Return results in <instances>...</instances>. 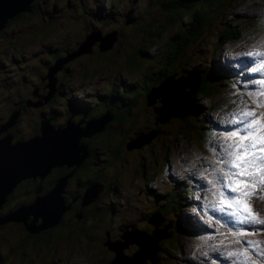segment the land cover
Masks as SVG:
<instances>
[{"label": "rangeland", "instance_id": "obj_1", "mask_svg": "<svg viewBox=\"0 0 264 264\" xmlns=\"http://www.w3.org/2000/svg\"><path fill=\"white\" fill-rule=\"evenodd\" d=\"M54 1L55 0H48V3L43 6V9H49ZM153 1L154 0H83L81 4L79 2L76 3L75 7L65 6V3L62 1L60 2L61 6H58L57 15L52 18V21L47 22L45 28H40V25H38L40 29L35 30V32L44 31V33L25 38H19L20 31H27L26 28L33 26L32 24L35 25L38 21L33 20L30 22L31 24L25 21L19 24H14V22H12L4 29L7 22L20 12L19 10L13 16L8 17L5 26L0 28V35H5L7 40L15 41L19 38L22 43L19 45V48H10L6 52L1 49V45H4L6 39H0V89L4 88L6 90V94L0 93V97L9 94L13 96L17 91H21L22 93L25 91L28 92L29 96L32 98L35 89L39 88V90H44L54 87L53 84L52 86H47L48 83H51V78L56 81H73L72 83L69 82L64 85V93H71L69 97L73 95L79 97L90 96L95 100L94 103H97L93 111L100 112L101 109L103 110V106L101 103L97 102L96 99L99 96L96 95V93H100L112 84L115 85L114 79L110 78L111 72L115 71V69L125 70L127 68V63L123 62L125 56L130 54L132 50L138 49L140 46L146 47L149 45L145 44L144 46L139 42V40H141V42L143 41L138 36V29L136 28L140 22L129 21L128 17H136L137 14L135 11L139 12L142 7L150 13L153 11L151 7L166 12L159 4H153ZM235 7V9L228 11L223 17L222 15L225 13L221 16H213L208 29H205V27L203 28V30L205 29L203 34L207 39L206 42L210 36H212V42H216V36H218L219 41L222 39V33L225 32L224 30L228 29L227 24H230L239 27L240 32L238 38L227 40L221 45L216 42L215 47L211 46L204 52L199 51L200 45L198 46V43L192 45L194 48L198 47L197 52L194 54V58L199 59L200 67H202L201 69H203L202 64L207 66V63L211 62L212 54L215 52L216 56H218L216 60L222 63L227 70L228 68H232L233 71H228L232 72L238 80V82L234 81L233 84H229V91L231 93L229 97L228 93H225V97H223V92H219L217 94V100L211 105L205 103L204 100L202 101L203 111H201V113L204 112L203 117H207L208 121L214 127L222 126L226 129L225 131L227 133L234 130L233 125H231L229 121L244 107V105H247L249 110L255 111L257 116L264 111V108L257 107V104L264 103V97L260 96L258 92V89H263L264 87V85L259 83V81L264 80V70L253 71L254 68H259V64L264 63V61H261L258 56L248 55L249 53H264V0H241ZM30 8H32L31 4ZM101 8L104 10H106V8L111 9L110 11L113 12V15L107 20L98 16L99 13L97 11ZM39 19L40 18L36 20ZM98 21L102 23L101 26H98ZM177 21V18L173 19L174 24H176ZM169 25L170 24L167 23V26L164 27L165 33H162L161 37H166ZM92 27H99L100 29L98 31H100V35L114 30V33L110 31L111 33L102 39V45L105 48L101 47L99 52L94 53L93 59L90 60L91 62L86 59L85 56L68 57L64 52L70 51L71 48L76 47L78 41H83V35L85 32L88 33L91 31ZM116 32L117 39L112 45L110 41L114 39ZM19 39L15 41V44L18 43ZM155 41H157V38L151 40V43ZM164 46L165 48L167 47L165 43ZM53 47L59 48L50 50V48ZM161 52L158 53L159 56H161ZM55 55H63L67 59L62 61L57 67L54 66L55 69L51 72L52 67H50V65ZM2 56L6 57L1 58ZM152 56L150 58H153ZM150 58L137 57L136 64L140 67ZM157 59L160 62L158 66H164L166 69L171 67L170 65L172 62L167 58L163 60L160 58ZM48 60L52 62L50 63ZM94 63H99L97 66L94 65L96 76L88 74L89 71H84V68L88 66L91 67ZM155 66L156 64L148 68L144 67V70H147L146 72L149 73L151 70L157 69L158 66ZM64 72L65 74L69 73L71 75H65ZM80 72L81 74H85L84 82L83 80L80 81L78 78L81 77ZM23 75H26L25 81L21 78ZM27 75L30 77L28 78ZM126 75L127 74L123 72L120 76ZM198 77V72L196 70H191L188 76L175 81L177 86L173 88L171 83L169 87L173 88L176 92H178L179 89V95L181 96L182 87L179 85L180 82L184 81V83H191L193 91L199 83ZM19 78L21 81L18 80L17 83L10 81ZM116 78H119V76H116ZM156 78L159 79L158 77H155V79ZM170 80V78H164L158 86L167 85ZM234 85H236L237 89L240 85H244L246 91H248V95L233 88ZM90 90L92 94H90ZM170 90H166V92L168 93ZM139 95L141 99V93H139ZM184 98H188V103L185 110L182 111V115L189 112L188 104L190 103L191 95L186 94ZM13 99H15V97L11 99L1 97L0 112L8 106V103L12 104ZM62 100H65V98H62ZM241 101L244 103L241 104ZM54 107L59 110L65 107V105L62 104V101H58ZM146 107H149L147 102H141V100L138 101V99L133 105L128 107L130 115L132 114V118L135 120L133 126L152 125L153 121H158L156 119L157 117L154 116L155 112L152 109H145ZM160 108H162V105ZM50 111L49 109L44 110V112ZM38 114L39 112L32 109L31 114L28 115L27 122H25L23 115L22 124L25 127L29 126V134L34 132L35 135L40 132V129H34V131H32L33 128H30L31 124L38 123L36 119ZM166 114L167 113L164 112V115H161L160 118H167L168 115ZM68 116V118L62 116V119L73 118L77 120L79 118V115L74 116L73 113L68 114ZM78 120L79 121L76 122H80V119ZM85 120L88 119L84 116L81 119L84 130H92L93 123L85 122ZM76 122L74 123L76 124ZM140 129L147 130L143 127ZM94 133L95 131H92L82 136L84 139H89L91 143L93 142L91 144L93 148L98 146L102 151L99 156L101 157V161L99 159L90 160L88 174L89 176H93V173H97V175L95 174V176L92 177L91 183L87 185V191L90 192V194H100L101 198L106 199L107 202L114 201L117 203V211L114 214H107L108 218L105 215L98 214L101 208L92 211V215L88 214L87 212L89 211L86 210L85 215L82 216L78 215L80 207L75 208L76 212L72 220L74 219L76 225L83 224L78 226L84 229L88 228L87 224H90L91 221H87V223L83 222V218L93 216L95 220H97V217L102 220L98 222L97 228L92 230L94 232L91 235L92 237L90 235L88 237L85 236L87 238L79 237V243L77 241V233L75 232L76 241L74 242V247L77 243L78 245L77 248H73L72 250L73 252L77 250L80 253H66L62 247H54L53 250L43 255V257L37 255L36 258L38 259H36L35 262H33L31 256H22L13 253V255L7 254L5 258L3 256L0 264H112L109 260L114 257V251L111 250L107 244V246L104 244V241H107L104 233L109 232V238L116 241L121 238L120 234H123L126 230L131 232L134 238H140V241L143 240L141 237L151 234V238L145 240H148L146 241V246L149 247L152 262H154L156 252H154V250H157L156 238L162 235L166 236L167 225L165 223H170L168 218L170 210L172 207L176 210L178 208L174 202L167 203V200L161 199L162 197L157 199L154 198L152 194L149 195L145 193L147 191L145 189L147 184H150V187L161 192L172 186L170 188V193L173 194L172 199L176 201L178 198V188L175 185H180L188 189V187L195 188L193 186L194 183L195 186H201V188L199 189V193H197L195 188L196 193L194 197L187 200V204H185V216L186 219L189 217L194 223H203L207 225L210 231L203 237L202 234H199L198 237L185 236L184 250L172 264H264V226L251 222L240 223L235 217L229 215L232 209L222 211L219 208V191H224L229 197L235 195L230 193L226 188H221L220 186L222 182V173L220 169H223L224 172L228 171L226 165L219 163V161L225 159L223 148L227 146L225 139L227 133L215 135V137L209 135V133H205V138H207V140H201V137L194 140L192 135H188L186 138L175 137L171 146L172 149L170 150L166 149L161 142L158 143V137H155V143L156 141L157 143L152 146H150L151 141L147 143L149 139L137 145L124 143L121 152H117L115 156L111 155V161H109L108 158L105 160H102V158L106 155H108V157L110 156L112 149L109 144H114L116 142V136L112 135L110 139H107L108 137L103 133L97 136H95ZM119 134H121V130ZM154 135L155 133L152 134V137H154ZM261 136H264V129L257 135V140L260 143H264V141L260 140ZM153 139L154 138H152V140ZM261 175H264V172H262ZM95 178L97 180H95ZM90 184L93 185L90 186ZM236 186L245 188V183L242 181V178H237ZM110 187L114 189L112 192L110 191L109 195L108 193L106 194L105 191L110 190ZM251 188L252 183L249 181L248 187L245 188V190L251 191ZM255 189L256 192L254 194L243 198L242 210H244L246 206L247 210L259 220H264V191H262L264 185L256 183ZM39 193L40 191L37 192V194ZM88 197L89 196L85 199L87 200ZM167 198L169 200L171 199V197ZM168 205L171 207H168ZM172 216L173 215H171V217ZM84 224L86 225L85 227ZM15 225L13 228L11 224L3 227L7 228L5 231L6 234L4 233L5 239L8 238L7 234L12 232V229H20V227H15ZM134 228L144 229L146 231H138ZM64 230H67V228ZM92 231L89 230L88 234ZM240 233H244L245 235H240ZM82 234L86 235V232H82ZM2 239L3 238L0 236V241ZM121 239H123V237ZM247 241L251 243H246ZM83 244L88 247V249L81 248ZM64 245L67 246V242H64ZM135 248L137 249V244L135 242H130L128 245L124 246L123 251L126 252V254L133 255L136 250ZM0 253L4 255L2 251H0ZM62 254H68V256L58 259ZM142 256H144V254Z\"/></svg>", "mask_w": 264, "mask_h": 264}, {"label": "trees", "instance_id": "obj_2", "mask_svg": "<svg viewBox=\"0 0 264 264\" xmlns=\"http://www.w3.org/2000/svg\"><path fill=\"white\" fill-rule=\"evenodd\" d=\"M38 1L39 0H33V2L31 1V6L34 7V4ZM62 1L63 3H65V6L69 7H75L76 3L78 2L80 4L83 3V0H55L53 4H51V7L46 10L43 9V4H39L35 8L36 13H34V11L32 12L31 8L27 9V7L25 8V10H21L16 16L11 18L7 22L4 29L7 28L12 22H14V24H19L25 21L31 24L30 22L34 20L38 22H36L35 25L32 24L33 26H29L28 28H26L27 31H20L19 38L38 35L39 33L43 34L44 31L35 32V30L45 28L47 26V22L52 21V18L57 15L56 12L59 9L58 6H61L60 2ZM240 2L241 0H154L152 3L159 4L161 8L166 12H162L156 10L155 7H151V10L153 11L150 13L142 7L139 12L135 11L137 14L136 17H128L129 21L140 22V24L136 28L138 29V36L143 41L141 42V40H139V42L141 43V45L144 46L145 44L149 45L146 47L140 46L138 47V49L132 50L130 54H127L123 60V62L127 63V68L125 70L115 69V71L111 72L110 74V78L114 79L115 85L112 84L106 89L102 90L100 93H96V95L99 96L96 100L97 102L102 104L103 110L101 109L100 112L93 111L97 103H94L95 100L90 96L79 97L77 95H73L69 97L71 93L65 94L64 85L69 82L72 83L73 81L54 80V87L52 89L46 88L44 90H39V88H37L33 91L34 95L32 98L29 96L28 92L25 91L23 93L21 91H17V93L13 94V96H11V94L1 96L5 99H11L12 97H15V99H13L12 104L8 103V107L6 106V109L4 111L0 112V125L7 120L12 111H19V113L17 115L16 122L13 124V126L8 127L5 132H1L0 136L4 135L7 131L13 132L15 138L19 139L22 138V135L24 138L28 137L29 135H34V132L29 134V126L25 127L22 124L23 115L25 118V122H27L28 115L31 114L32 109L36 110V112H39L36 117L38 123L30 125V128H33L32 131H34V129H39V123L41 119H49L51 123L56 126H59L65 124L67 118L69 117L68 114L72 113L74 116L79 115L78 119L80 120L83 118V116H85V118L88 120L95 119L98 117H104V119L106 117H110V119L105 122L103 128L94 133L95 136L101 135L103 133L106 137H108L107 139H110L112 135L116 136V142L114 144H109L112 149L110 152V156L108 157V155H106L104 158H102V160L108 158L109 161H111V155L115 156L117 152L122 151V145L124 143H132L136 145L142 144L140 142H143L144 140L140 141V138L146 140L149 139L147 143L151 141L150 146L155 145L157 141L158 143L161 142V144L164 145L166 149L170 150L172 149L171 146L173 143V139L175 140V137L186 138L188 135H192L194 140H197L198 137H201V140H207V138H205V133H209V135H212L214 137L215 135L226 134L227 132L225 131V128H223L222 126L214 127L208 121L207 117H203L204 112L201 113V111H203L202 101L204 100L205 103L211 105L217 100V94L219 92H223V97H225V93H228L229 97L231 94L229 91V84H233L234 81L238 82V80L236 79V76L232 74V72L228 71H233L232 68H228L227 70L222 65V63L216 60V57L218 56H216L215 52L212 54L211 62L207 63V66H204L202 64L203 69H201L202 67H200L201 65L199 64V59L194 58V54L197 52L198 47L194 48V46L192 45L198 43V46L200 45L199 51L204 52L211 46L215 47L216 42L221 45L227 40L238 38L240 29L236 25L233 26L227 24L228 29L224 30L225 32L222 33L223 35L221 34L222 39L218 41V36H216V42L211 41L212 36H210V38L206 42L207 39L204 37L203 32L210 26V23L212 22L211 19L213 18V16H221L223 13H225L222 15L223 17L227 14L228 11L235 9V6L238 5ZM103 8L98 9V16L103 17L107 20L108 18H110L111 15H113V12L110 11L111 9L106 8V10H104ZM153 12L155 15L153 14ZM155 16L157 19L155 18ZM38 18H40V23L39 20H36ZM174 18H177L178 20L176 24L173 23ZM167 23H169L170 25L167 28L166 37H161V34L165 33L164 27L167 26ZM101 24L102 23L98 21V26H101ZM38 25H40V28H38ZM204 27L205 29L203 30ZM99 29V27H92L91 31H89L88 33L85 32V34L83 35L84 40L90 33L98 31ZM110 31L114 33V30ZM110 31H108L104 35H101V40H94L91 43L88 51L79 50V46L84 41L83 40L78 41L76 47L71 48L70 51H66L64 53H66L68 57L85 56V58L90 61L93 59V54L101 50L102 39L106 35L110 34ZM155 38H157V41L151 43V40H154ZM0 39L4 40L6 39V36L1 34ZM116 39L117 32L114 35V39L110 41L112 42V45L116 41ZM15 41H9L6 39L4 45H1V49L7 52V50L10 48H19V45L22 44L20 42V39L17 44H15ZM164 43L167 45L166 48L164 46ZM58 48L59 47H53L50 48V50H56ZM159 52H161V56L158 55ZM151 56L153 58H150ZM5 57L6 56H2L1 58ZM137 57H146L150 59L146 62L147 65L146 63H144L142 66L139 67L136 64ZM62 58L65 57L63 55H55L52 60L53 62L48 60L50 63L52 62L50 67H52L54 63H60V59ZM157 58H160L162 60L167 58L169 61L172 62V64L170 65L171 67L166 69L164 68V66H158L160 62ZM155 64V67L158 66L156 70H151L149 73L146 72L147 70H144V67L148 68L151 67V65ZM92 65L93 66L91 67L88 66L84 68V71H89L88 74L96 76L94 65L97 66L99 65V63H94ZM191 70H196L198 73L200 72L199 74H201V76H199V83L196 85L195 89L191 93V103L189 104V112L183 115L179 112H169L167 118L161 119V115H164L163 112L159 111V108L162 105V96L161 94H157L155 95V97H152L150 95L152 94V90L156 86H158L164 78H170V81L178 80V78L182 79L183 77L185 78L186 76H188V73ZM123 72L127 75L120 76L123 74ZM67 74L69 76L71 75L69 73H66L65 75ZM84 75L85 74L82 73L81 77H78L80 81L83 80L84 82ZM116 76H119V78H116ZM27 77L29 78L30 76L27 75ZM155 77H158L159 79H155ZM21 78L23 81H25L26 75H23ZM18 80L21 81L20 78L12 79L10 81L17 83ZM47 86L49 87L48 84ZM233 88H236V85H234ZM186 89L191 91L192 86L186 87ZM237 90L243 94L245 93L248 95V91H246L243 85H240ZM0 93L6 94V90L4 88L0 89ZM139 93H141V99ZM90 94H92L91 90ZM62 98H65L66 101L62 100ZM137 99L138 101L141 100V102H147L149 107H146L145 109H152L155 112L154 116L157 117L156 119L158 121H153L152 125L147 124L138 127L133 126L135 120L132 118V114L130 115L128 107L133 105L137 101ZM150 100L152 101L150 102ZM58 101H62V104H64L65 107L60 108L59 110L54 107L58 103ZM46 109H49L51 111L44 112V110ZM62 116L68 117L62 119ZM78 119L76 121H78ZM69 120L74 123L73 118H69ZM141 127L146 128L147 130L140 129ZM120 130L121 134H119ZM153 133H155L154 137H152ZM155 137H158L156 143ZM152 138L154 139L152 140ZM81 141L85 142L88 146V156L85 158L86 161L82 163V168L77 169L80 171L75 172L73 174V176L75 175L76 177L72 176L71 178H68L70 182H73V184L88 181L90 178L95 176V174L97 175V173H93V176H89V165L83 167L84 163H89V161L92 159H99L101 161V157H99L101 155L100 152H102L101 149L98 146L93 148V145H91L93 142L91 143L89 139H84L83 137H81ZM72 166L74 167L75 165H71V167L69 168H67L66 165L62 167H54L52 172L48 175L47 179V181L51 182L49 186L50 188L48 187L49 189L44 191L50 190L54 186L55 181L58 177L68 174L69 171L73 169ZM83 170L85 176L80 173ZM95 180L97 179L95 178ZM38 185L39 182H31L30 180H28V178L18 182V184H16V186L6 195V199L0 206V213L2 214L6 211L15 209L20 204L33 201L37 194L35 193V195H33V191L35 190V188H37ZM147 186L145 188L147 190L145 193L149 195L152 194L154 198L157 199L162 197L161 199L167 200V203L174 202L178 209L176 210L172 207V209L170 210L168 216L170 223H165L167 225L166 236L162 235L156 243L157 250L154 256L155 261L152 262V257H149V259H146L143 264H172L178 259V256H180L184 250L185 236L198 237L199 234H202L203 237L210 231L207 225L203 223H194L190 220L189 217H187L186 219L185 216V204H187V200H189L191 197H194L196 190L197 193H199V189L201 188V186H195L194 183L193 186L196 188L195 190V188L188 187L187 189L186 187L183 188L180 185H175L178 188L177 197L179 198H177L176 201L172 199L173 194L170 193V188L172 186L168 187L163 192L158 191L153 187H150V184H147ZM86 188L83 189L82 195H84ZM113 189V187H110V190H106L105 193H108L110 195V191L112 192ZM39 194L42 193L40 192ZM73 194V191H70L69 193H62V196L64 197L65 201L64 203L68 205L69 208L67 210H64V212L56 223L49 224L38 231H29L22 221H15L23 223V227H25V229L29 232L25 233L24 230L22 231L21 229H12V232H9V234H7L8 238L5 239V231L7 230V228L3 227L8 224H11L13 225V228L15 223L8 221L9 223L6 222L0 224V236L3 238L0 241V251H2L4 254L6 253L5 255H13V253H15L22 256H31L33 258V262L38 259L36 258L37 255L39 257H43V255L53 250L54 247H62L66 251V253H72V249L77 248V245L79 243L78 238H87L89 235L91 236L94 233L92 230L97 228L96 226L99 224V221H102L101 218L97 217V221L93 219V216H88L82 219V221L86 223L87 221H91L90 224H87L88 228L84 229L83 227L78 226L83 224L76 225L74 219L72 220L73 215L76 212V209H74L73 207ZM82 195L80 199L78 198L76 200L80 205L78 215H85L86 210L89 211L87 212L88 214L92 215V211H96V209L101 208L98 214H102L108 217L107 214H114L118 209L117 203H115L114 201L107 202L106 199L101 198L100 194L97 197H94V195H92L91 199H89L88 197L87 201L86 199L82 198ZM167 197H171V199L169 200ZM168 207L171 206L168 205ZM171 215L173 216L171 217ZM32 218L33 215L30 214L28 217V222H30ZM40 222L41 217H38L36 219V223ZM85 226L86 225L84 224V227ZM15 227H18L17 224L15 225ZM47 227H50V231L52 232V234H50L51 232H46L45 230L43 231V229ZM57 227H59L58 230L56 229ZM65 228H67V230H64ZM134 229L138 231H146L144 229L139 228ZM89 230L92 231L90 234H88ZM30 232L33 234H30ZM75 232L77 233L78 243L74 247V242L76 241ZM82 232H86V235H83ZM104 236L107 239L109 237V232H105ZM120 237L122 238V234H120ZM64 242H67V246L64 245ZM105 242L106 241H104V244L106 245ZM81 248L88 249V247L84 246V244ZM75 253L80 252L76 250L72 254ZM0 255L2 254L0 253ZM115 255L116 252H114L113 256ZM66 256H68V254H62L58 257V259H62ZM109 261L110 263H114V257Z\"/></svg>", "mask_w": 264, "mask_h": 264}, {"label": "water", "instance_id": "obj_3", "mask_svg": "<svg viewBox=\"0 0 264 264\" xmlns=\"http://www.w3.org/2000/svg\"><path fill=\"white\" fill-rule=\"evenodd\" d=\"M30 1L31 0H0V28L5 26L8 17L13 16L19 10H25L27 7V9H29ZM96 39L101 40L100 33L98 31L90 33L79 46V50L88 51L91 43ZM102 47L105 48L103 45ZM66 59L67 58H62L60 59V63H54L51 72ZM50 81L51 83H48V85L52 86L55 81L54 79L52 81V78ZM175 81L176 80L168 81L166 86L169 87L172 83L174 88L177 86ZM179 85L182 87L181 97L183 99H188L184 98V95H191L192 90L189 91L186 89V87L192 86L191 83H184V81H181ZM162 86L163 85L156 86L154 89L152 88V94L150 95L155 97V95L163 92V90L160 89ZM177 93L179 94V89ZM167 100H169V96H164L162 99V108H160V111H162L163 114L164 112L167 113L166 115L171 112V108H168ZM151 101L152 100H150V102ZM186 103H188V101ZM18 113L19 111H12L7 120L0 125V132L6 131L8 127L16 122ZM109 119L110 117L106 118V120L104 117H98L90 119V121L85 120V122L93 123L92 130L88 131L84 130V128L82 129V127L71 122L69 119H67L65 124L59 126L51 123L49 119H41L39 127L40 132L24 139L15 138L13 133L7 131L0 137V206L6 199V195L21 179L28 177L35 178L37 176L43 178L51 168L55 166L79 165L88 156V146L85 142L80 141L81 137L92 131L96 132L97 130L102 129L105 122ZM143 140L145 141L146 139H140V141ZM66 178L67 176L58 177L54 186L50 190L45 191L42 194H37L33 201L20 204L15 209L6 211L2 214L0 213V224L6 223L10 220L22 221L29 231L34 232L49 224L56 223L64 210L68 208V205H65L62 196ZM92 185L93 184H90V186ZM41 189L42 186L39 184L35 189L36 193ZM87 190L88 189L86 188L83 195L84 197L82 196V198L85 199L86 196H89V199H91L92 195H94V197L96 196L95 194H90ZM30 214L33 215V218L28 222ZM38 217H41L40 223H36ZM122 237L123 240L117 239L116 241L111 240L108 237L105 242L110 249L116 252V255L114 256L115 261L112 264H130L134 258L139 259L140 264H143L146 259H149L150 254H144V256H142L143 241L149 237V235L141 237L143 240L140 241V238H134L133 234L126 230L122 234ZM160 237L161 236H158L156 238V243ZM130 242H135L137 244V249L133 255H126L123 248ZM155 251L156 249L154 252Z\"/></svg>", "mask_w": 264, "mask_h": 264}, {"label": "snow or ice", "instance_id": "obj_4", "mask_svg": "<svg viewBox=\"0 0 264 264\" xmlns=\"http://www.w3.org/2000/svg\"><path fill=\"white\" fill-rule=\"evenodd\" d=\"M248 55L258 56L261 61H264V53H249ZM259 70H264V63H260L259 68L253 69V71ZM259 83L264 85V80ZM258 92L264 97V89H258ZM257 107L264 108V103L257 104ZM229 123L233 125L234 130L226 135L227 146L223 148L225 159L219 161L228 168L227 172L220 169L222 173L220 186L235 195L229 197L224 191H219V208L222 211L232 209L229 215L235 217L240 223L251 222L264 226V220H259L252 215L246 206L242 210V200L256 192L255 184L264 185V175H261L264 172V143L257 140V135L264 129V111L257 116L255 111L249 110L247 105H244ZM260 140L264 141V136H261ZM237 178H242L245 188L251 181V191L237 187ZM240 235L245 234L240 233Z\"/></svg>", "mask_w": 264, "mask_h": 264}, {"label": "flooded vegetation", "instance_id": "obj_5", "mask_svg": "<svg viewBox=\"0 0 264 264\" xmlns=\"http://www.w3.org/2000/svg\"><path fill=\"white\" fill-rule=\"evenodd\" d=\"M37 1V0H36ZM32 2H33V0H32ZM46 3H48V1H46V0H39L38 2H36L35 4H34V7L32 6V8H31V10H32V12L34 11V13H36L35 12V8L39 5V4H43V5H45ZM53 4V3H52ZM38 10V9H37ZM8 107V106H7ZM6 109V107L4 108V110ZM3 110V111H4ZM84 117V116H83ZM76 120H74V122H75ZM79 121V120H78ZM82 121H80V122H76V124H80ZM12 126H13V124H12ZM81 127H83L82 126V124H81ZM8 129V128H7ZM1 132H5V131H1ZM0 132V133H1ZM9 132H11V131H9ZM11 133H13V132H11ZM14 134V133H13ZM3 136V135H2ZM31 135H29L28 137H30ZM33 136V135H32ZM1 137V136H0ZM14 137H15V135H14ZM24 137H23V135H22V139H23ZM84 161H86L85 159L77 166V165H75L74 167L72 166V170L71 171H69V173L68 174H66V175H62V176H67V178H66V183L64 184V186H63V189H64V193H69L70 191H73V207H74V209L75 208H78V207H80V205L78 204V202L76 201L78 198L80 199V197H81V195H82V191H83V189L84 188H86V185H89V183H90V181H91V179L92 178H90L88 181H83V182H78V183H74L73 184V182H70L69 181V179L68 178H71L72 176H73V174L75 173V172H78V171H80V170H77L78 168H82V163L84 162ZM89 163H90V161H89ZM89 163H84V165H83V167H86V166H88L89 165ZM64 166V165H63ZM55 167H62V166H55ZM69 167H71V166H67V168H69ZM53 168L54 167H52L51 168V170L43 177V178H40L39 176H37V177H28V180H30L31 182H35V183H37V182H39V184H41V186H42V189L40 190V192L41 193H43V192H45L44 190H47V189H49L50 187V184H51V182L50 181H47V179H48V175L52 172V170H53ZM76 170V171H75ZM82 175H84L85 176V173H84V170L82 171V172H80ZM75 176V175H74ZM73 176V177H74ZM76 177V176H75ZM26 179V178H25ZM57 180V179H56ZM56 182V181H55ZM86 182H89V183H86ZM49 187V188H48ZM36 189V188H35ZM62 192V193H63ZM35 190L33 191V195H35ZM83 196V195H82ZM98 195H96L95 197H97ZM64 198V197H63ZM87 201V200H86ZM65 202V201H64ZM66 205V204H65ZM69 208V207H68ZM67 208V209H68ZM66 209V210H67ZM16 220H13V221H10V222H12V223H15V224H17V226L18 227H20V229L23 231L24 230V232L25 233H27V232H29V231H27L26 229H25V227H23L24 225H22L23 223H20V222H15ZM57 225H61V224H57ZM58 228L59 227H57L56 229L58 230ZM55 229V230H56ZM46 231V232H51L50 231V227H47V228H44L43 229V231ZM54 230V231H55ZM56 230V231H57ZM53 231V232H54ZM30 234H33V233H31L30 232ZM50 234H52V232L50 233ZM6 254V253H5ZM0 255V259H2L3 258V256H4V258L6 257V255ZM1 261V260H0Z\"/></svg>", "mask_w": 264, "mask_h": 264}, {"label": "bare ground", "instance_id": "obj_6", "mask_svg": "<svg viewBox=\"0 0 264 264\" xmlns=\"http://www.w3.org/2000/svg\"><path fill=\"white\" fill-rule=\"evenodd\" d=\"M198 75L201 76L199 73H198ZM199 78L200 77H198V79ZM160 89L163 90V92L159 93V94H161V96H162L161 98L162 99H163L164 96H166V97L169 96V100H168V104L167 105H168V108H171V112H179L180 114H182V111L185 110V108H186L187 99H183L176 91H174V89H171V88L167 87L166 85H163ZM166 90H170V92L167 93ZM77 125L81 127V123L77 124ZM147 238H151V237H147ZM146 241H148V240H144L143 241V254H150V257H152L151 253H149V247L146 246V244H147ZM130 264H140V260L134 258L130 262Z\"/></svg>", "mask_w": 264, "mask_h": 264}, {"label": "clouds", "instance_id": "obj_7", "mask_svg": "<svg viewBox=\"0 0 264 264\" xmlns=\"http://www.w3.org/2000/svg\"><path fill=\"white\" fill-rule=\"evenodd\" d=\"M120 240H122V239H120Z\"/></svg>", "mask_w": 264, "mask_h": 264}]
</instances>
